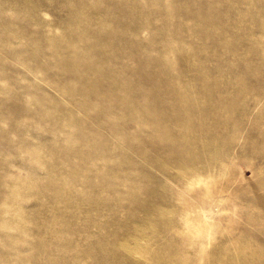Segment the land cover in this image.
Here are the masks:
<instances>
[{
    "label": "rangeland",
    "instance_id": "374dc122",
    "mask_svg": "<svg viewBox=\"0 0 264 264\" xmlns=\"http://www.w3.org/2000/svg\"><path fill=\"white\" fill-rule=\"evenodd\" d=\"M0 264H264V0H0Z\"/></svg>",
    "mask_w": 264,
    "mask_h": 264
}]
</instances>
